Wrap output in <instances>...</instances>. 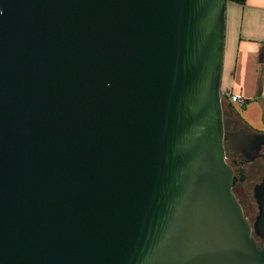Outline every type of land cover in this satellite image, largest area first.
Wrapping results in <instances>:
<instances>
[{
    "label": "water",
    "instance_id": "obj_1",
    "mask_svg": "<svg viewBox=\"0 0 264 264\" xmlns=\"http://www.w3.org/2000/svg\"><path fill=\"white\" fill-rule=\"evenodd\" d=\"M227 0H0V264H264L227 153ZM259 239V240H258Z\"/></svg>",
    "mask_w": 264,
    "mask_h": 264
},
{
    "label": "crops",
    "instance_id": "obj_2",
    "mask_svg": "<svg viewBox=\"0 0 264 264\" xmlns=\"http://www.w3.org/2000/svg\"><path fill=\"white\" fill-rule=\"evenodd\" d=\"M220 93L235 125L264 132V0L226 4ZM230 93H239L241 103Z\"/></svg>",
    "mask_w": 264,
    "mask_h": 264
},
{
    "label": "rangeland",
    "instance_id": "obj_3",
    "mask_svg": "<svg viewBox=\"0 0 264 264\" xmlns=\"http://www.w3.org/2000/svg\"><path fill=\"white\" fill-rule=\"evenodd\" d=\"M228 163V157H227ZM263 164L262 169L258 172L255 170L256 164L252 163H245L243 164V174H244V180H237L234 182L233 190L236 193L242 208L244 210L245 215L251 220H254V217L257 213V206L252 196V188L253 185L260 181L261 176L263 174L264 170V160L258 162ZM234 175L239 178V175L237 173V168L234 167Z\"/></svg>",
    "mask_w": 264,
    "mask_h": 264
},
{
    "label": "trees",
    "instance_id": "obj_4",
    "mask_svg": "<svg viewBox=\"0 0 264 264\" xmlns=\"http://www.w3.org/2000/svg\"><path fill=\"white\" fill-rule=\"evenodd\" d=\"M228 1H230V2H235V3H238V4H244L245 3V1L246 0H227V2ZM224 96H222V105H223V110H224V113L226 114V115H229V116H232L233 117V112L231 111V110H229V108H225L224 107ZM234 119V118H233ZM234 120L232 121V123H231V129H233V128H237L239 125H235L234 123ZM226 156L228 157V160H229V162H230V164L232 165V166H234V167H236L237 168V173H238V175H239V178H237L235 175H234V182H236L238 179L239 180H244V174H243V170H242V168H243V164H245V162H243V161H241L240 159H239V157L236 155H232V154H226Z\"/></svg>",
    "mask_w": 264,
    "mask_h": 264
},
{
    "label": "flooded vegetation",
    "instance_id": "obj_5",
    "mask_svg": "<svg viewBox=\"0 0 264 264\" xmlns=\"http://www.w3.org/2000/svg\"><path fill=\"white\" fill-rule=\"evenodd\" d=\"M239 127H237V128H233V129H238ZM261 152H263L264 151V146H262V148H261V150H260ZM228 155L229 154H232V155H237V154H234V153H227ZM262 160H264V158H262V157H258V158H256L254 161H252V162H248V163H252V164H256V168H255V170L256 171H260L261 169H262V166H263V164H261V163H258V162H260V161H262ZM263 174H264V170H263ZM263 174H262V176H263ZM261 176V177H262ZM233 187H234V183H233ZM234 191V190H233ZM235 193V192H234ZM235 195H236V193H235ZM236 197H237V195H236ZM238 198V197H237ZM239 200V199H238ZM244 211V210H243ZM249 219V218H248ZM249 221L252 223V221L249 219ZM259 240V239H258Z\"/></svg>",
    "mask_w": 264,
    "mask_h": 264
},
{
    "label": "built area",
    "instance_id": "obj_6",
    "mask_svg": "<svg viewBox=\"0 0 264 264\" xmlns=\"http://www.w3.org/2000/svg\"><path fill=\"white\" fill-rule=\"evenodd\" d=\"M229 98L232 102L241 103V101H242V97L239 93H230Z\"/></svg>",
    "mask_w": 264,
    "mask_h": 264
}]
</instances>
